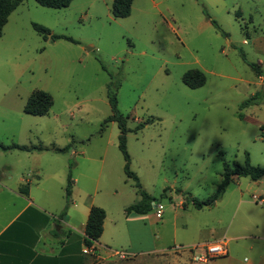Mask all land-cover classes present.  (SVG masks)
<instances>
[{
  "label": "rangeland",
  "instance_id": "obj_1",
  "mask_svg": "<svg viewBox=\"0 0 264 264\" xmlns=\"http://www.w3.org/2000/svg\"><path fill=\"white\" fill-rule=\"evenodd\" d=\"M111 3L71 0L51 8L21 0L9 14L0 35V143L85 149L94 169L104 158L108 185L91 194L114 197L107 208L106 240L151 247L154 233L160 235L156 246L172 252L174 246L186 247L185 239L200 243L238 234L245 238L228 240L229 252L243 264H264V242L252 239L264 236V219L252 212L259 210L255 201L264 199V177H234L208 209L178 205L184 197H209L221 180L224 160L231 168L247 159L264 168V0H132L123 18L112 16ZM33 23L49 34L35 31ZM249 63L258 65L260 76ZM189 69L204 74L203 85L190 88L182 82ZM109 83L125 116L129 168L163 205L161 222L153 221L152 207L146 227L123 213L122 206L139 195L123 172L118 125L104 122L111 114ZM36 89L53 100L44 115L23 112ZM250 97L255 103L242 106ZM56 152L66 172L69 164L71 171L78 167L77 158L65 163L69 152ZM26 156L0 149V165L10 162L12 173L21 174ZM5 181L0 175V183Z\"/></svg>",
  "mask_w": 264,
  "mask_h": 264
},
{
  "label": "crops",
  "instance_id": "obj_2",
  "mask_svg": "<svg viewBox=\"0 0 264 264\" xmlns=\"http://www.w3.org/2000/svg\"><path fill=\"white\" fill-rule=\"evenodd\" d=\"M66 147H68L67 152L70 156H66L65 163L69 157L73 160L77 158L75 165L78 167L71 171L73 178L71 205L62 216H60V212L65 205L63 191L66 183L67 172L65 170L67 166L61 158L54 156L57 153L54 150L55 146L45 147L41 150L23 151L27 154L28 161L20 168V170H24L21 174L14 175L12 173V163L10 162L3 166L0 165V175L6 179L5 183H0V264H91L92 255L83 253V249L85 248L84 227L89 208L92 205L99 206L105 211L103 231L100 237L91 243L100 258L98 264H138L144 261L148 264H243L236 260L234 254L230 253L228 249L225 255L210 259L207 262L192 260V252L188 249H184L186 251L182 252H170L171 250L165 252V246H156V239L160 235L154 233H148L151 247L136 246L134 240L123 243L106 240L103 232L108 219L107 208L109 200L113 202L114 197L110 198V195L107 194L106 198L96 199L91 194V192L96 193L101 184L104 188L108 185L103 167L104 158H100V165L94 169L88 163V160L92 159L86 155L85 149L76 151L69 145ZM103 154H106L105 151ZM4 167L9 170H5ZM3 168L4 172L2 171ZM25 186L26 194L19 190L20 187ZM110 186L112 187L111 195H114L116 189L112 183ZM35 187H38L37 190H34ZM91 188L94 191H90ZM165 195L171 198L170 191H167ZM183 200L184 198L179 200L178 205L181 208H188L191 202L183 207L181 205ZM242 201L244 202L240 198L239 203L241 204ZM255 205L259 210L252 212L264 219V199L255 201ZM126 206L128 205L122 206L126 219H133L131 221L141 224L142 227L150 225L148 222L150 211L146 214L126 213L124 211ZM213 206L201 209L193 206V208L202 210ZM161 218L156 219L154 215L153 221L161 222ZM172 224L174 228L177 227V215L173 217ZM182 226H187V221H184ZM135 231L138 232L139 230L136 229ZM221 238L226 239L227 246L228 240H238L245 237L232 234L228 238L224 236ZM247 238H251V236L248 235ZM175 239L174 234L171 242ZM252 239L264 242L262 235L252 236ZM139 240L138 238L137 241ZM183 241L186 248L214 242L194 243L193 239ZM114 244L124 246L123 250L129 253L130 259H119L114 256L109 250ZM249 264H261V261L259 263L250 262Z\"/></svg>",
  "mask_w": 264,
  "mask_h": 264
},
{
  "label": "trees",
  "instance_id": "obj_3",
  "mask_svg": "<svg viewBox=\"0 0 264 264\" xmlns=\"http://www.w3.org/2000/svg\"><path fill=\"white\" fill-rule=\"evenodd\" d=\"M39 5L44 7H51V8H62L69 5L71 0H35ZM21 2V0H0V35L2 33L3 26L7 22V18L9 14L16 8V6ZM132 0H112L111 3V14L114 18H123L130 14ZM35 31L42 34L44 37L49 34V29L38 24H32ZM215 26L218 28L217 24ZM52 39L55 38H64L66 40L75 42V40L66 35H50ZM250 66L256 71L258 76L261 75L258 65L254 63H249ZM205 77L204 74L198 69H189L182 75V82L190 88H196L204 84ZM107 97L111 107V114L108 115L104 122L115 121L119 128L118 134V149L123 155L124 163H123V172L127 179H131L133 181V186L137 190L139 195V199L135 202L131 203L130 205L124 208L126 213L133 212L137 214H146L151 211L153 207L154 197L145 192L137 175L130 170L129 168V155L126 150L125 144V135L127 128L125 126V116H123L116 108V92L115 87L112 83H109L107 86ZM52 97L51 95L41 89H36L31 92L28 96L24 106L23 112L31 115H44L48 112L49 108L52 105ZM255 103V99L253 97L248 98L244 102L243 105H249ZM241 116V115H240ZM0 149L6 150H22V151H31V150H41L44 149L43 147L37 146H26V145H18L12 143L10 145H2L0 144ZM68 147H56L54 148L55 151L64 152L67 151ZM239 176H248L252 180H258L261 177H264V168L258 165H252L249 163L248 159L244 165L234 164L231 168L227 161H223V170L221 172V180L217 184L214 192L204 200H198L195 198H187L184 197L182 202V206L185 207L188 203H192V205L197 208L201 209L204 207L213 206L217 200H219L225 190V187L232 181L234 177ZM73 186V178L71 175V165L69 164L67 176H66V183L64 187V197H65V205L60 212V216L64 215L69 204L71 203V190ZM165 188L163 193L166 192ZM19 190L22 193H27L26 186L20 187ZM180 192V189L176 190ZM105 218V211L103 208L99 206L92 205L89 208V212L87 215V220L84 227V245L90 246L92 241L97 240L102 231H103V220Z\"/></svg>",
  "mask_w": 264,
  "mask_h": 264
},
{
  "label": "built area",
  "instance_id": "obj_4",
  "mask_svg": "<svg viewBox=\"0 0 264 264\" xmlns=\"http://www.w3.org/2000/svg\"><path fill=\"white\" fill-rule=\"evenodd\" d=\"M154 215L156 219H160L163 213V205L161 203H154ZM93 242V241H92ZM188 249V251L192 252V260L199 261V262H207L210 259L220 257L226 254L227 246H226V239L220 238L214 242L204 243L195 245L189 248L177 245L172 248L173 251H179ZM114 256L119 259L126 258L129 253L124 250H116V249H109ZM83 253H90L92 255L91 264H98L100 262V258L95 251V248L90 246H85L83 249Z\"/></svg>",
  "mask_w": 264,
  "mask_h": 264
}]
</instances>
